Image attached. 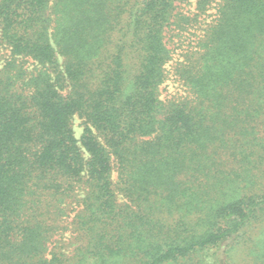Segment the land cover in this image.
Returning <instances> with one entry per match:
<instances>
[{
	"label": "trees",
	"instance_id": "1",
	"mask_svg": "<svg viewBox=\"0 0 264 264\" xmlns=\"http://www.w3.org/2000/svg\"><path fill=\"white\" fill-rule=\"evenodd\" d=\"M191 2L0 0V264H264V0Z\"/></svg>",
	"mask_w": 264,
	"mask_h": 264
},
{
	"label": "rangeland",
	"instance_id": "2",
	"mask_svg": "<svg viewBox=\"0 0 264 264\" xmlns=\"http://www.w3.org/2000/svg\"><path fill=\"white\" fill-rule=\"evenodd\" d=\"M191 3L193 5L192 4H184L183 8L186 11L193 10V7H194L193 0ZM171 65L168 66V69L170 71L168 79L160 88L161 99L170 98L171 96H178V95L184 94L183 89L181 88L180 84L177 81H175V78L172 77L173 70H171V68H170ZM0 67H1V65H0ZM83 130H84V126H83L82 120L79 118H75L74 132H75V135L78 139H81L82 134H83Z\"/></svg>",
	"mask_w": 264,
	"mask_h": 264
}]
</instances>
